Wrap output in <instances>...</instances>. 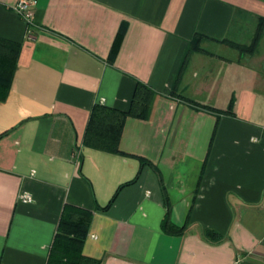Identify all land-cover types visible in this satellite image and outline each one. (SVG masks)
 <instances>
[{"label": "crops", "instance_id": "1", "mask_svg": "<svg viewBox=\"0 0 264 264\" xmlns=\"http://www.w3.org/2000/svg\"><path fill=\"white\" fill-rule=\"evenodd\" d=\"M18 2L0 0V264H48L66 206L91 212L99 264H264V0H33L31 26Z\"/></svg>", "mask_w": 264, "mask_h": 264}, {"label": "trees", "instance_id": "2", "mask_svg": "<svg viewBox=\"0 0 264 264\" xmlns=\"http://www.w3.org/2000/svg\"><path fill=\"white\" fill-rule=\"evenodd\" d=\"M261 30L262 27L260 26L256 34V40L259 38ZM197 49H200V46L198 41L194 40L188 49L185 62L191 52ZM143 88L144 86L142 85L137 87L134 104L129 113L133 112L137 105H141L142 110L145 112L149 109L151 96L148 92L144 91ZM189 102L195 107L214 110L211 106L202 103L194 102L192 100H189ZM226 111H231V109ZM90 218L91 212L81 211L72 206L65 207L59 224L58 233L51 247L48 264H99L98 260L86 256L83 252V243L88 232ZM163 227L164 229L177 230L168 222L167 218L164 221ZM209 234L212 235L213 232H209Z\"/></svg>", "mask_w": 264, "mask_h": 264}, {"label": "built area", "instance_id": "3", "mask_svg": "<svg viewBox=\"0 0 264 264\" xmlns=\"http://www.w3.org/2000/svg\"><path fill=\"white\" fill-rule=\"evenodd\" d=\"M15 10L20 16L31 26L34 24V2L33 0H19L15 6ZM20 199L26 202L33 201V196L28 192H23Z\"/></svg>", "mask_w": 264, "mask_h": 264}]
</instances>
